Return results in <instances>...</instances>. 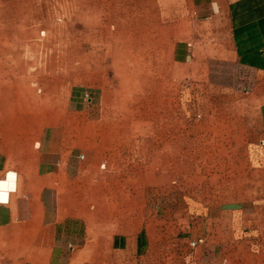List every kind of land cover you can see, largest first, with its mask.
Instances as JSON below:
<instances>
[{
  "label": "rangeland",
  "instance_id": "374dc122",
  "mask_svg": "<svg viewBox=\"0 0 264 264\" xmlns=\"http://www.w3.org/2000/svg\"><path fill=\"white\" fill-rule=\"evenodd\" d=\"M146 3L0 0V38L7 33L9 45H19L22 64L4 74L24 81L30 111L36 101L64 129L93 127L83 146L118 143L127 169L141 171L149 236L131 264H238L243 257L252 264L264 257V233L215 231L214 214L253 208L254 223L261 221L264 138L251 144L249 134L264 113V71L231 62L199 79L171 70L182 24L151 22L165 9ZM237 113L254 116L244 131L231 126L240 123ZM149 173L166 180L146 186Z\"/></svg>",
  "mask_w": 264,
  "mask_h": 264
},
{
  "label": "crops",
  "instance_id": "0c3cea01",
  "mask_svg": "<svg viewBox=\"0 0 264 264\" xmlns=\"http://www.w3.org/2000/svg\"><path fill=\"white\" fill-rule=\"evenodd\" d=\"M144 1L149 9H165L164 16L154 11L151 22L182 24L181 38L169 53V70L197 73L199 79L212 66L231 62L264 71V0ZM176 3L181 14H174ZM1 35L0 264L134 263L149 236L142 226L141 171L127 169L118 143L83 146L82 138L93 136V127L64 129L55 124L60 117L47 115L36 101L30 111L24 81L4 74L7 68L21 70L19 45H9L8 34ZM9 53L17 65L11 66ZM237 115L240 123L231 126L244 131L254 116ZM257 119L251 144L264 138V113ZM165 178L149 173L144 183L153 188ZM261 200L260 223H254L253 208L223 207L214 214L215 231L257 227L264 233ZM254 260L264 264V257ZM237 263L251 264L249 257Z\"/></svg>",
  "mask_w": 264,
  "mask_h": 264
},
{
  "label": "built area",
  "instance_id": "2783aa9c",
  "mask_svg": "<svg viewBox=\"0 0 264 264\" xmlns=\"http://www.w3.org/2000/svg\"><path fill=\"white\" fill-rule=\"evenodd\" d=\"M195 244V242L193 243V245Z\"/></svg>",
  "mask_w": 264,
  "mask_h": 264
},
{
  "label": "bare ground",
  "instance_id": "6f19581e",
  "mask_svg": "<svg viewBox=\"0 0 264 264\" xmlns=\"http://www.w3.org/2000/svg\"><path fill=\"white\" fill-rule=\"evenodd\" d=\"M131 52H129V54H130Z\"/></svg>",
  "mask_w": 264,
  "mask_h": 264
}]
</instances>
